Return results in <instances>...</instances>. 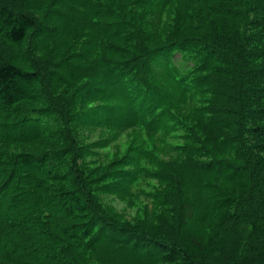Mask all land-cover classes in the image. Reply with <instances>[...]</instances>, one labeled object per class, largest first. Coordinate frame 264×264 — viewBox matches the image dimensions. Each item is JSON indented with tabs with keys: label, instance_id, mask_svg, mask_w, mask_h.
<instances>
[{
	"label": "trees",
	"instance_id": "obj_1",
	"mask_svg": "<svg viewBox=\"0 0 264 264\" xmlns=\"http://www.w3.org/2000/svg\"><path fill=\"white\" fill-rule=\"evenodd\" d=\"M120 1H110L98 17L103 24L95 23L108 57L92 70L121 82L127 101L140 96V104H150V112L160 116L161 107L177 99L151 89L157 72L169 71L188 92L203 87L211 93L212 99L192 108L197 124L187 127L189 138L200 147L187 153L230 191L209 184L215 192L205 208L192 206L185 216L177 202V227L159 239L107 225L86 187L84 165L63 153L9 155L0 149V264H87L80 249H93L103 237L160 263L264 264V0ZM166 5H176L179 29L187 28V36L166 37L162 19L154 25L139 11ZM41 28L30 12L0 6V130L8 132L6 141L42 137L46 130L33 127L41 126L43 114L47 119L62 111L52 101L43 111L28 109L44 104L50 91L52 98L54 65L32 56L30 47ZM158 38L167 42L149 49ZM140 110L146 109H134ZM49 127L50 136L62 134L59 123ZM195 218V229H188Z\"/></svg>",
	"mask_w": 264,
	"mask_h": 264
},
{
	"label": "rangeland",
	"instance_id": "obj_2",
	"mask_svg": "<svg viewBox=\"0 0 264 264\" xmlns=\"http://www.w3.org/2000/svg\"><path fill=\"white\" fill-rule=\"evenodd\" d=\"M110 1L115 2L114 6L121 3L120 0H0V6L11 4L40 20L42 30L30 44L32 56L50 60L54 65L49 72L53 73L51 100L50 91L43 97L47 98L44 104L33 103L28 109L43 111L52 101L54 108L62 110L51 112L47 119L43 114L41 126L33 130L38 132L43 127L46 131L35 140L6 141L8 132L0 130L3 134L0 149L7 150L9 155L63 153L66 159L84 165L86 187L95 197V206L106 216L107 225L117 224L122 232L134 228L138 234L165 239L177 227V202L183 203L185 216L192 206L205 208L207 196L215 192L209 184L217 183L221 189L230 191L231 187L212 171H204L190 162L192 157L187 153L200 147L189 138L192 134L187 127L193 129L197 124L192 108L204 105V100L214 96L203 92V87L195 93L188 92L170 78L169 71L157 72L151 89L156 87L177 99L162 106L165 114L160 116L158 111L150 112V104H140V96L127 101L121 82L105 77L100 69L93 71L94 66H102L101 57H108L95 23L103 24L104 19L98 17L112 5ZM139 11L154 25L162 19L166 37L187 36V28L179 29L181 13L176 5ZM166 42V38H158L149 49ZM90 91L97 94L90 96ZM137 107L146 110L136 113ZM156 120L160 123L153 124ZM52 123H59L60 136H50L54 135L48 132ZM198 134L204 138L202 133ZM198 159L209 161L199 156ZM190 221L188 229H195L198 219ZM108 240L109 237H103L93 249H80L87 264H170L142 254L134 256L130 248H121Z\"/></svg>",
	"mask_w": 264,
	"mask_h": 264
},
{
	"label": "bare ground",
	"instance_id": "obj_3",
	"mask_svg": "<svg viewBox=\"0 0 264 264\" xmlns=\"http://www.w3.org/2000/svg\"><path fill=\"white\" fill-rule=\"evenodd\" d=\"M173 58V57H172Z\"/></svg>",
	"mask_w": 264,
	"mask_h": 264
}]
</instances>
